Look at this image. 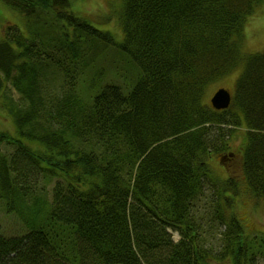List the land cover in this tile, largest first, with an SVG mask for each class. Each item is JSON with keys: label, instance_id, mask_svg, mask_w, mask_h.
I'll return each instance as SVG.
<instances>
[{"label": "trees", "instance_id": "1", "mask_svg": "<svg viewBox=\"0 0 264 264\" xmlns=\"http://www.w3.org/2000/svg\"><path fill=\"white\" fill-rule=\"evenodd\" d=\"M77 1L0 0L24 21L0 27V200L28 230L0 264H257L237 180L207 160L232 158L243 129L242 173L264 200V53L233 40L263 0H122L120 44ZM110 53L138 68L125 92L100 87ZM240 63L229 108L202 104Z\"/></svg>", "mask_w": 264, "mask_h": 264}, {"label": "rangeland", "instance_id": "2", "mask_svg": "<svg viewBox=\"0 0 264 264\" xmlns=\"http://www.w3.org/2000/svg\"><path fill=\"white\" fill-rule=\"evenodd\" d=\"M121 5L122 0H78L76 6L72 4L71 11L78 17L85 19L96 30L109 33L114 42L120 44L123 40V34L118 23ZM6 13L5 16H0V27L4 24H10L17 26L22 31L23 18L17 15L13 17L8 12ZM233 40L235 42L241 41L240 52L243 57L264 53V0L255 8L251 16L246 19L241 39L234 37ZM103 58L105 62L100 60V66L104 67L103 83L100 84V87L105 83H112L125 92L126 89L135 84L133 82L138 79L139 71L135 63L130 61L127 56L110 53L106 54V57L103 56ZM117 70L119 73H117ZM242 71L243 63H240L229 74L223 76L222 79L208 85L202 97V104L211 106L210 99L212 95L220 89L229 91L233 98L235 84L241 77ZM7 122L10 130H4L12 137H16L12 123L9 119H7ZM233 137L230 143L233 153L232 158H228L225 161L226 163L222 164L217 158L210 156L207 162L214 179L223 182L228 177H233L237 180L239 195L235 199L234 211L239 218L244 236L250 238L255 235L262 238H257V242L263 241V243L258 242V244L253 246L259 249L257 251L263 257L262 259L258 257L257 264H264V200L255 199L249 191L242 173V155L246 142L244 130H235ZM24 143L31 147L41 148L36 143ZM27 235L28 230L26 227L0 200V257L5 256L15 244L22 241ZM172 238L176 241L178 236L173 234ZM205 245L214 250L217 249L215 240L211 238L205 241Z\"/></svg>", "mask_w": 264, "mask_h": 264}, {"label": "water", "instance_id": "3", "mask_svg": "<svg viewBox=\"0 0 264 264\" xmlns=\"http://www.w3.org/2000/svg\"><path fill=\"white\" fill-rule=\"evenodd\" d=\"M231 101L232 97L230 92L220 89L212 95L210 105L215 111H225L229 108Z\"/></svg>", "mask_w": 264, "mask_h": 264}]
</instances>
